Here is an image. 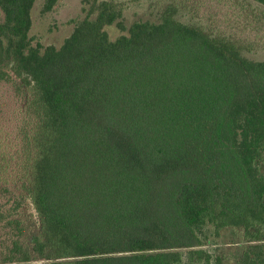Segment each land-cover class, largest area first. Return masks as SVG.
Instances as JSON below:
<instances>
[{"label": "trees", "instance_id": "16d2710c", "mask_svg": "<svg viewBox=\"0 0 264 264\" xmlns=\"http://www.w3.org/2000/svg\"><path fill=\"white\" fill-rule=\"evenodd\" d=\"M35 2L0 0V264H264V0H81L60 46Z\"/></svg>", "mask_w": 264, "mask_h": 264}, {"label": "rangeland", "instance_id": "374dc122", "mask_svg": "<svg viewBox=\"0 0 264 264\" xmlns=\"http://www.w3.org/2000/svg\"><path fill=\"white\" fill-rule=\"evenodd\" d=\"M123 2L125 20L129 24L138 19H155L161 6L168 0H117ZM45 0H36L32 9L33 26L30 34L44 44H56L60 46L64 39L72 32L74 19L81 17V0H58L52 11L43 12ZM113 35L117 31L112 32ZM255 59L264 60V50L249 54ZM223 243L212 239L206 244V248L213 253L223 250ZM204 264V263H199Z\"/></svg>", "mask_w": 264, "mask_h": 264}]
</instances>
